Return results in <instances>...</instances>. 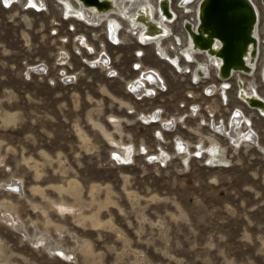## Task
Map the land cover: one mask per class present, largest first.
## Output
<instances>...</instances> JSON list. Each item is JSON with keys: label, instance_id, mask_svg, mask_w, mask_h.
<instances>
[{"label": "rangeland", "instance_id": "rangeland-1", "mask_svg": "<svg viewBox=\"0 0 264 264\" xmlns=\"http://www.w3.org/2000/svg\"><path fill=\"white\" fill-rule=\"evenodd\" d=\"M31 1L39 7L0 0V264H264V119L235 86L243 78L264 96L261 58L253 76L227 80L224 99L210 91L222 88L210 65L192 81L206 59L181 56L183 22H194L199 0L185 12L171 0L169 58L141 46L122 19L124 44L113 45L104 25L68 19L58 0ZM80 35L93 51L75 50ZM102 46L109 66L89 62ZM142 69L165 83L151 98L129 86ZM237 109L257 140L235 145L214 128H227ZM155 112L173 129L143 119Z\"/></svg>", "mask_w": 264, "mask_h": 264}, {"label": "bare ground", "instance_id": "bare-ground-1", "mask_svg": "<svg viewBox=\"0 0 264 264\" xmlns=\"http://www.w3.org/2000/svg\"><path fill=\"white\" fill-rule=\"evenodd\" d=\"M21 1L22 0H2L4 5L6 6V8L9 6H12L14 4H20ZM25 1H28V4L33 3V1H31V0H25ZM58 1L63 5L62 12L63 13L65 12L64 15L68 19H70V18L76 19L78 22H84L88 26H91L93 28H98V27H101L102 25H104L105 34L112 40L111 43L113 45L124 44V41H121L122 37L120 38L118 35V28L120 25H119V21L117 20V18H119V19H122L126 22L127 29L129 30V32H131V33L136 32V34H135L136 41L139 40L138 43L141 46L153 45L155 47V51H157V54H159L163 57L169 58L168 56L165 55V52L163 50L164 48L162 47V41L164 39H168L171 36V27L170 26L177 19L176 12L171 6V0H154V1H149V0H58ZM189 1H191V0H181L180 5L182 6V8L181 7H179V8H181L183 11L188 9L190 7V5H188ZM249 1H251V3L253 4L254 10H255L254 13H255V23L256 24L252 28V31H253V37H255L256 43L253 42L251 45H249V47L243 53L242 61H243V64L245 65V67L247 66V68H245L247 70H245L246 72H244V74H243L245 76H253L255 74L256 66H257L259 58H261V63H260V65H261L260 75H261L262 68H263V60H264L263 59L264 46H263L262 51L260 53L261 41H260V36L258 33V25H259V21H260V17H261L260 16V9H264V8H263V6L261 7L259 3H256L255 0H249ZM23 2H24V0H23ZM199 2H200V0L197 2V5L195 6L194 22H191V24H189V28H188L189 30L190 29L192 30L193 34L196 33V24H197L196 18H197V10H198ZM33 4L36 5L37 7H39V5H37L36 3H33ZM24 6H25V3H24ZM93 6H94V8H93ZM184 12H182V13H184ZM133 17H135V20L133 23L130 24L128 19L133 18ZM152 22H158V26L154 25ZM141 30H144V33L142 35V38L139 39L138 37H139ZM263 30H264V28H263ZM252 31H250V34L252 33ZM184 36H185V45H184V48H182V50H181L182 51L181 56H182L183 60L187 61L189 63H193V61H195L194 59L197 55H202L206 59V62L197 61L195 63V66H194L192 73H191V78H192V81L194 82V84H198L200 82L201 78L208 74V72L210 71L209 65L211 66V70H214L215 76H217L218 69L216 67H219V65L222 62V59L218 58V56H219V51H220L221 47L223 46V44H221L219 41L213 40L211 47L208 48L207 50H204V48L201 49V48H199V45L197 47L194 44V40H193L191 32L187 31L186 34H184ZM122 39H124V38H122ZM77 41H78L79 46L78 47L76 46L75 50L78 53H80V50H81L80 47L82 49L84 48L86 50L93 51V47H91V45L87 42L86 38L83 35L78 36ZM235 42H238V41H234V43ZM103 46H102V49L99 53L100 55L98 54L99 56H97L96 59L94 58L95 59L94 61H89V62H92L93 64H98L101 66H105V65L109 66V63H108L109 62L108 61L109 56L106 54ZM172 46H173V44H172ZM169 50H170V48H169ZM256 50L258 51L257 55H255ZM137 54H139V56H140L141 51L137 50ZM61 55H62V57L63 56L67 57L66 52H62ZM140 58H142V57H140ZM176 59H173V57L170 59L171 60L170 62H173V66L175 64H177ZM63 60H66V58L65 59L61 58L58 61L62 62ZM140 64L141 63L137 62L135 65L139 66ZM177 66L180 67V65H177ZM39 68H44V65L31 67V69H36V70H38ZM138 74H142V78L140 77L141 79L130 82V84L128 83L130 88H131V91H133V93L135 95L144 96V97L148 96L151 98L154 96V94H156L155 89H158V90L164 89L165 83L162 79V76L160 75V73L157 70L142 69V71H140V73L138 72ZM235 75L238 78H241L242 73L234 72V73H232L231 78ZM137 77H139V76H137ZM241 80H242L243 84H242V87L240 86V91H239L240 98L242 99L243 102H245V100H247L251 105H256L257 107L263 106L262 108H259V109H260V112L262 113V115H260V116H261V118L264 119V104H260L258 102H253L250 100L251 96H253V99L260 98L264 101V96L257 90L255 84H253V83H247L246 84L243 78H241ZM235 83H236V81H235ZM222 84H224L225 87L229 85V83L227 81H222L219 83L218 86H220ZM226 84H228V85H226ZM225 87H222L220 89H216L217 85L214 84L213 86L210 87V91L213 94H215L214 91L218 90L220 95L222 97H224V99H225L226 93H227L228 89L230 88V85H229V88H225ZM207 88L208 87H206L205 89H207ZM237 92H238V89H237ZM151 94H153V95H151ZM235 112L237 114L235 117H233L230 120V122L228 121L229 126L227 125L228 126L227 128H225L224 126H217V127L214 126V128L221 131V134H223L225 137H227L228 140H231L235 145H237L244 138H248L250 140H257L256 133L254 132L253 129H251V123H250L249 118L245 117V115L239 109L235 110ZM256 114H258V113L256 112ZM143 119L144 120L151 119V123H154V122L156 123V122L160 121L163 123V126L166 128L171 127L172 124L175 125L174 120H172V119H171V121H164L163 122L164 119L161 120L159 112H157V113L155 112L153 114H150L148 117L145 116V118L143 117ZM248 124H249V127H247ZM171 131H173V130H171ZM176 142H177V144L179 143L180 146H183V144H184L179 138L176 139ZM174 144H175V142H174ZM202 147H200L198 149L201 150ZM124 150H125V148H124ZM143 150H144V148H143ZM200 150L198 152H200ZM210 150L215 151L216 149L211 148ZM160 151H162V150H160ZM182 151H185V148H183ZM129 153L130 152H127V154H125L123 156H118V159L120 158V160H122V161H123V159L126 160ZM186 153H187V151H186ZM118 155H120V154H118ZM155 157L157 159H161V157H160V155H158V153ZM155 157H153V159ZM151 158H152V155H151ZM153 159H151V160H153ZM127 160H128V158H127ZM164 160L162 162H164ZM219 161H221V160H219ZM12 186L13 185H10L9 187H12ZM1 214H2L1 216H3L4 220H5V218H7L8 221H11V223L14 227H17V228L19 227V223L14 218H12L13 216H11V214L6 213V212L5 213L2 212ZM45 244L48 246L47 242H45Z\"/></svg>", "mask_w": 264, "mask_h": 264}, {"label": "water", "instance_id": "water-1", "mask_svg": "<svg viewBox=\"0 0 264 264\" xmlns=\"http://www.w3.org/2000/svg\"><path fill=\"white\" fill-rule=\"evenodd\" d=\"M261 3L264 6V0H261ZM254 11V6L249 0H200L197 10L195 34H193L191 29H188L189 24L191 23L184 20L183 26L186 32L188 31L192 33L194 44L197 47L199 45V48L207 50L211 47L213 40L219 41L223 44L218 56V58L222 59V62L219 67H216L218 69L216 76L218 80L227 81L231 78V75L234 72L242 74L246 72L245 70L247 69L245 68H247V66L245 67L242 61L243 53L249 45L253 42L256 43L252 31V28L256 24ZM128 20L131 24L134 22L135 17ZM152 23L158 26V22ZM250 31H252L251 34ZM143 33L144 30H141L138 37L139 39L142 38ZM234 41L238 42L234 43ZM257 52L258 51L256 50L255 55H257ZM261 80L264 84V60ZM235 84L238 89L237 97L242 101L239 91L243 82L242 80L237 79ZM222 87H225L224 84H222ZM225 88H228V86ZM250 100L264 104L262 99H253V96H251ZM243 103L249 109L257 111L262 115L259 108H262L263 106L257 107L256 105H251L247 100Z\"/></svg>", "mask_w": 264, "mask_h": 264}, {"label": "built area", "instance_id": "built-area-1", "mask_svg": "<svg viewBox=\"0 0 264 264\" xmlns=\"http://www.w3.org/2000/svg\"><path fill=\"white\" fill-rule=\"evenodd\" d=\"M257 2H259L260 4H261V6H263L262 5V3H261V0H257ZM256 2V3H257ZM263 8H264V6H263ZM264 10V9H263ZM197 22V21H196ZM264 31V30H263ZM257 54H258V52H257ZM201 79H206V77H202ZM226 85H228V84H226ZM235 86H236V84H235ZM228 88H229V85H228ZM251 110V109H250ZM257 112V111H256ZM258 113V112H257ZM259 114V113H258ZM259 116H260V114H259ZM261 117V116H260Z\"/></svg>", "mask_w": 264, "mask_h": 264}]
</instances>
